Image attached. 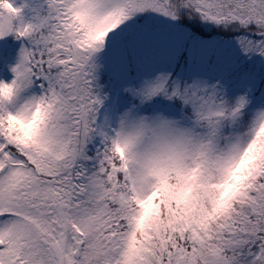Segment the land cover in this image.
I'll list each match as a JSON object with an SVG mask.
<instances>
[{"label": "snow or ice", "instance_id": "snow-or-ice-1", "mask_svg": "<svg viewBox=\"0 0 264 264\" xmlns=\"http://www.w3.org/2000/svg\"><path fill=\"white\" fill-rule=\"evenodd\" d=\"M0 264H264V0H0Z\"/></svg>", "mask_w": 264, "mask_h": 264}, {"label": "trees", "instance_id": "trees-1", "mask_svg": "<svg viewBox=\"0 0 264 264\" xmlns=\"http://www.w3.org/2000/svg\"><path fill=\"white\" fill-rule=\"evenodd\" d=\"M10 37H12L10 35ZM11 40V38H10ZM20 47V41L19 42H12L10 46L6 47L3 52H0V63L5 67V69L8 71V68L6 66V61L12 62L14 61L15 57L18 55V49ZM9 72V71H8Z\"/></svg>", "mask_w": 264, "mask_h": 264}, {"label": "rangeland", "instance_id": "rangeland-1", "mask_svg": "<svg viewBox=\"0 0 264 264\" xmlns=\"http://www.w3.org/2000/svg\"><path fill=\"white\" fill-rule=\"evenodd\" d=\"M10 38H11V40H10ZM12 42L16 43L19 41L16 40L13 36L10 37V35L8 37L0 39V52H3L6 47H8V46H10V44H12ZM0 74L11 75V73L5 69V67L2 65V63H0Z\"/></svg>", "mask_w": 264, "mask_h": 264}]
</instances>
